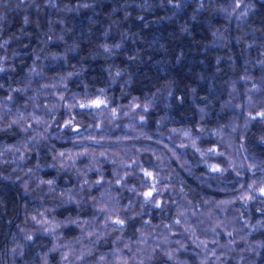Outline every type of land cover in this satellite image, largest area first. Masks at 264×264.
Returning <instances> with one entry per match:
<instances>
[{
  "label": "trees",
  "instance_id": "obj_1",
  "mask_svg": "<svg viewBox=\"0 0 264 264\" xmlns=\"http://www.w3.org/2000/svg\"><path fill=\"white\" fill-rule=\"evenodd\" d=\"M260 113L264 0H0V264H264Z\"/></svg>",
  "mask_w": 264,
  "mask_h": 264
},
{
  "label": "rangeland",
  "instance_id": "obj_2",
  "mask_svg": "<svg viewBox=\"0 0 264 264\" xmlns=\"http://www.w3.org/2000/svg\"><path fill=\"white\" fill-rule=\"evenodd\" d=\"M104 102V99L101 98V97H96V98H93L92 100L90 101H86V102H82L81 105H87V106H97V105H100Z\"/></svg>",
  "mask_w": 264,
  "mask_h": 264
},
{
  "label": "snow or ice",
  "instance_id": "obj_3",
  "mask_svg": "<svg viewBox=\"0 0 264 264\" xmlns=\"http://www.w3.org/2000/svg\"><path fill=\"white\" fill-rule=\"evenodd\" d=\"M82 107L87 106V105H81ZM259 115H264V113H260ZM148 175H151L148 173ZM261 192L264 193V189H261ZM147 195H151V193H148ZM119 223H123V221H118Z\"/></svg>",
  "mask_w": 264,
  "mask_h": 264
}]
</instances>
